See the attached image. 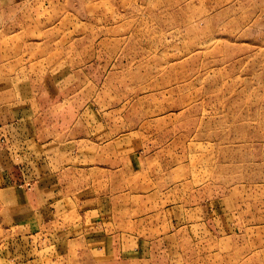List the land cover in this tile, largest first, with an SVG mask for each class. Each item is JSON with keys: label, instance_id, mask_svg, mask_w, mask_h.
Instances as JSON below:
<instances>
[{"label": "rangeland", "instance_id": "obj_1", "mask_svg": "<svg viewBox=\"0 0 264 264\" xmlns=\"http://www.w3.org/2000/svg\"><path fill=\"white\" fill-rule=\"evenodd\" d=\"M7 53L43 111L6 139L33 125L102 167L105 219L144 236L133 264H264V0H0Z\"/></svg>", "mask_w": 264, "mask_h": 264}, {"label": "crops", "instance_id": "obj_2", "mask_svg": "<svg viewBox=\"0 0 264 264\" xmlns=\"http://www.w3.org/2000/svg\"><path fill=\"white\" fill-rule=\"evenodd\" d=\"M16 31L11 52L19 58L18 25ZM7 57L0 58V194L11 203L3 204L9 213L19 212V220L1 222L15 228L19 264L73 257L79 264H133L144 236L116 230L118 225L105 219L99 204L107 196L104 175L89 172L102 167L68 149L71 138H36L39 129L33 125L19 130L18 142L6 139V121L30 123L43 111L32 101L38 97L36 78L19 76V60L12 65Z\"/></svg>", "mask_w": 264, "mask_h": 264}]
</instances>
